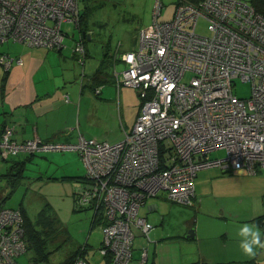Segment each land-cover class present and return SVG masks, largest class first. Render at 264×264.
<instances>
[{"label": "built area", "instance_id": "obj_1", "mask_svg": "<svg viewBox=\"0 0 264 264\" xmlns=\"http://www.w3.org/2000/svg\"><path fill=\"white\" fill-rule=\"evenodd\" d=\"M163 6L156 0L153 22L139 29L132 49L123 51L119 43L114 51L125 64L114 70L117 88H133L141 99L133 128L121 141L82 135L76 143L17 141L9 127L0 135V161L79 154L87 173L76 201L94 219L102 215L99 254L110 255L109 264H130L137 234L147 242L139 259L146 264L154 226L140 210L149 198L165 193L173 203L192 205L200 171L257 175L264 169V16L243 0H179L173 18L160 21ZM200 19L207 36L197 33ZM63 23L79 26L80 0H0V44L60 51L67 37ZM75 52L84 54L83 41ZM22 63L0 54V77ZM237 81L252 84L249 99L234 93ZM219 150L226 156L212 159ZM26 247L21 210L0 206V264H21ZM73 264L89 262L79 255Z\"/></svg>", "mask_w": 264, "mask_h": 264}, {"label": "rangeland", "instance_id": "obj_2", "mask_svg": "<svg viewBox=\"0 0 264 264\" xmlns=\"http://www.w3.org/2000/svg\"><path fill=\"white\" fill-rule=\"evenodd\" d=\"M150 1L80 0L82 24L84 26L87 24L92 35V40L86 41V47L92 54V58L87 60L85 70L89 71L92 65L95 67L96 63L102 64L103 52L111 51L110 53L114 54L113 51L119 42L123 43L125 50L134 47L139 29L145 24L150 25L153 22L156 0H152V5H150ZM243 1L251 4L250 0ZM175 2L176 0H162L164 6L159 17L160 21H169L172 18ZM63 31L68 34L66 44L69 39L74 40L73 36H79V30L75 24L64 23ZM197 33L204 36L209 35L205 20H199ZM22 45L13 41L5 42L0 44V53H12V49ZM110 59L109 63L113 62L114 65L110 67L109 72L114 73L116 68L121 71L123 67L119 65V62L115 64L114 59ZM87 74L89 73L87 72ZM189 78L190 74H187L185 80L188 81ZM131 90L137 93V90ZM251 92L252 84L250 82H236L234 93L239 98L249 99ZM116 102L115 120L112 121L110 117V123L102 124L96 131L98 140L111 141L120 134L122 126L119 130L118 109H123V104ZM127 112L131 116L137 113V110L131 106L127 108ZM210 156L212 159H222L226 156V152L219 150ZM26 158L27 156L12 157L9 162L0 165V206L26 212L33 224L41 210L47 207L51 223L46 230L49 232L44 233L43 237L47 239L50 264H62L70 255H75L76 251L86 250L85 247L88 250V254H86L90 264H104L96 251L101 242L102 228L98 222L93 227V211L87 209L88 206L81 207L76 201L75 191L80 186L77 179L85 177L87 173L78 154L67 151L36 154L31 161ZM13 161L26 162L11 171L15 164ZM201 174L197 179L198 187L199 183L203 181L200 185L201 191L198 190L197 193L199 203L197 202L194 208L174 204L167 200L164 194L159 198L148 199V206L150 204L158 206L157 212L146 213L145 216L154 226V231L151 234V240L154 243L149 247V257L153 256V251L157 252L162 243L165 244L163 248H159L162 257L176 259V254H178L179 258L185 260L187 254L193 251L197 252L196 245L199 243L198 233H195L196 238L194 239L187 238L190 230L196 232L195 227H186L188 220L195 222V217L198 218L202 214L207 215L209 209L213 214H219L220 210L224 209L229 219L240 215L241 220L247 223L253 210L261 206L262 200L264 202V198L254 200L251 197L258 186V180L252 177L255 176L253 174L247 172V176H243L239 172H224L220 168H210L207 170V176L204 177H201ZM258 177L260 179L264 177V170L259 173ZM199 205H201L200 209H198ZM98 216L102 217V215ZM162 219L164 224H162ZM243 225V223L235 224V227L239 229ZM225 228L231 229L232 226H225ZM182 235L184 237H178ZM170 237L174 238L164 239ZM144 247H148L146 240L137 234L134 242V260L131 264L139 263L138 260ZM31 257L32 253L27 251L18 258V262L29 264L32 260ZM157 262L160 261L157 260Z\"/></svg>", "mask_w": 264, "mask_h": 264}, {"label": "crops", "instance_id": "obj_3", "mask_svg": "<svg viewBox=\"0 0 264 264\" xmlns=\"http://www.w3.org/2000/svg\"><path fill=\"white\" fill-rule=\"evenodd\" d=\"M178 1L176 0L173 5V14ZM150 5H152V0ZM147 26L149 24H145L142 28ZM90 33L91 31L87 33L79 31V36H73L74 40L69 39L67 44L65 40V47L61 51L55 52L46 48L22 45L12 49V53H0L21 59L23 62L22 65L14 64L10 71L0 77V134L9 127L14 130V138L17 141L38 138L50 143H76L80 135L87 139L98 140L96 131L102 124H109L110 117L112 121L115 120L116 101L123 104V109H118L119 130L121 126L123 130L121 129L120 134L111 141H98L119 142L124 138L125 132L133 128L140 111L141 99L138 92L135 93L131 90L133 88L121 87L120 90L117 88L113 79V72H109L114 63H109L108 60L113 58L115 64L119 62V65L123 67L122 70L125 68V64L121 60L116 61L114 54L110 53L111 51H104L102 64L96 63L95 67L92 65L89 71L84 68L87 60L92 58V54L86 47V41L92 40ZM80 41H83L84 47V54L81 56L75 52V47ZM122 50L126 51L123 43ZM104 61L106 62L104 63ZM99 71L102 72L100 76ZM109 75L112 76L111 80H109ZM98 88L102 89L99 96L95 94ZM131 106L135 107L137 113L130 116L127 108ZM51 153L55 152L40 154ZM9 161H0V165ZM20 163L22 161L15 162L11 171H14L13 168ZM207 170L209 169L202 170L197 175L192 205L183 206L196 207L197 193L198 190L201 191L200 185L203 182L201 181L198 187L197 179L200 173H202L201 177L207 176ZM260 172L252 176L258 180L257 190L251 196L254 200L264 198V177H261L262 179L258 177ZM241 175L247 176L246 172H242ZM82 181V177H78L77 183L79 185H82ZM163 194L166 198L165 193H160L155 198H159ZM148 203L147 200L140 210V216L147 221L146 213L158 211L157 205L150 204L148 206ZM200 208L201 205L198 209ZM209 213L207 215L202 214L198 218L195 217V222L188 220L186 224L188 228L195 227V233H198L197 252H190L185 260L179 258L178 254H176V259L164 258L159 252V248L165 246L161 243L157 252L153 251V256H148L147 264L152 260L150 264H264V248L256 247L255 256L246 255L240 248L242 237L238 235L239 229L235 227V224H245L240 215L229 219L224 209H221L219 214H213L209 209ZM263 219L264 202L262 200L261 206L253 210L250 218L247 219V223L256 224L264 233ZM99 226L102 228V223ZM225 226H232V228H225ZM172 238L174 237L164 239ZM261 239L264 240V235ZM102 240L103 235L96 250L97 254L102 247ZM152 243L154 242L152 241ZM99 257L104 261V264H107L105 257L100 254ZM86 258H88L87 255ZM88 262L90 263V261Z\"/></svg>", "mask_w": 264, "mask_h": 264}, {"label": "trees", "instance_id": "obj_4", "mask_svg": "<svg viewBox=\"0 0 264 264\" xmlns=\"http://www.w3.org/2000/svg\"><path fill=\"white\" fill-rule=\"evenodd\" d=\"M192 1H194V0H192ZM250 2H251V5L257 11V13L261 14L262 16H264V0H250ZM172 18H173V16H172ZM63 24H62V28H63ZM77 28L82 33L89 32V29H88L87 24L85 26L82 24V12H81V10H80V24H79V26ZM105 62L106 61H104V63ZM100 72L101 71H99V76H100V74H102V72L101 73ZM108 77H109V80L112 79V76L111 75H109ZM113 79H114V76H113ZM114 81H115V79H114ZM100 83H101V81H100ZM34 156L35 155L27 156V160H30L31 161L32 160V157H34ZM7 160H9V159H7ZM25 162L26 161H24V162H22L20 164H17L13 168V170H15L16 168H18L20 165L25 164ZM85 177L84 178L82 177V180H83L82 181V184H84ZM75 193H76V191H75ZM1 200H3V199H1ZM83 208H85V207H83ZM87 209H90V208H87ZM22 214L24 216V221H25V241L27 243V249H28L27 251H30L32 253V257H31L32 260L30 262H48L49 263L50 251H48V249H47V239H45L43 237L44 236L43 235L44 233H48L49 232V230L47 232H46V230L48 229V226L51 223L50 217L47 214V207H45V208H43L41 210V212L38 214V218H37V220H36V222L34 224L30 222V219H29L28 215L26 214V212L25 213L22 212ZM102 220L103 219L100 216H98L96 219H93V227H95V225L97 224V222H98V224L102 223L103 222ZM85 249L86 250H84L83 252L76 251L75 255H72V256L70 255L69 258L66 261H64L62 264H73L74 261H75V259L79 255H82L83 257H85V259H87L86 258V255H87L86 253H88L87 252L88 251L87 250V247H85ZM105 259H106V263L109 264V262H110V255L109 256H106ZM133 260L134 259H132V261ZM132 261L130 262V264L132 263Z\"/></svg>", "mask_w": 264, "mask_h": 264}, {"label": "clouds", "instance_id": "obj_5", "mask_svg": "<svg viewBox=\"0 0 264 264\" xmlns=\"http://www.w3.org/2000/svg\"><path fill=\"white\" fill-rule=\"evenodd\" d=\"M238 235L242 237L240 240V248L248 256H255L256 247L264 248V240L261 239L264 233L256 224L245 223L238 230Z\"/></svg>", "mask_w": 264, "mask_h": 264}, {"label": "water", "instance_id": "obj_6", "mask_svg": "<svg viewBox=\"0 0 264 264\" xmlns=\"http://www.w3.org/2000/svg\"><path fill=\"white\" fill-rule=\"evenodd\" d=\"M188 239H194L195 238V231L194 230H190L188 235H187Z\"/></svg>", "mask_w": 264, "mask_h": 264}, {"label": "bare ground", "instance_id": "obj_7", "mask_svg": "<svg viewBox=\"0 0 264 264\" xmlns=\"http://www.w3.org/2000/svg\"><path fill=\"white\" fill-rule=\"evenodd\" d=\"M147 261H148V258H147ZM147 261H146V264H147Z\"/></svg>", "mask_w": 264, "mask_h": 264}]
</instances>
